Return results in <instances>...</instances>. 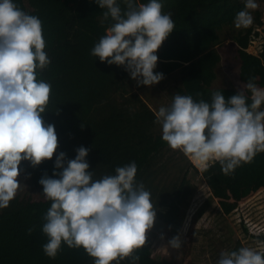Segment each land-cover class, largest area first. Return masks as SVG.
<instances>
[{
  "label": "clouds",
  "instance_id": "clouds-1",
  "mask_svg": "<svg viewBox=\"0 0 264 264\" xmlns=\"http://www.w3.org/2000/svg\"><path fill=\"white\" fill-rule=\"evenodd\" d=\"M95 2L105 9L102 23L109 19L113 23L91 55L122 66L137 86L159 83L164 74L154 72L155 53L175 28L171 13H162L159 0L147 4L123 0V10L117 0ZM258 7L256 0H245L244 9L234 18L235 28H249L250 10ZM45 48L42 21L14 0H0V209L9 207L20 189L21 162L36 167L52 159L58 148L54 125H45L41 115L51 96V85L37 79V70L51 63ZM255 79L250 77L228 98L222 91L212 92L210 102L175 95L170 106H161L155 113L162 140L201 171L218 162L223 174L230 176L236 168L252 163L264 152V89ZM76 153L66 160V154L59 152L53 176L45 174L39 180L44 198L51 202L43 217L42 232L48 237L42 246L45 255L54 259L63 242L69 248L83 247L94 264H120L126 258L137 264V253L146 243L157 211L151 193L136 180V163L118 166L115 175L96 180L86 160L89 149L80 146ZM32 231L28 229L29 234ZM168 244L179 249L182 240L176 235ZM216 264H264V251L250 247L221 251Z\"/></svg>",
  "mask_w": 264,
  "mask_h": 264
},
{
  "label": "trees",
  "instance_id": "trees-1",
  "mask_svg": "<svg viewBox=\"0 0 264 264\" xmlns=\"http://www.w3.org/2000/svg\"><path fill=\"white\" fill-rule=\"evenodd\" d=\"M136 2L147 4L150 0ZM159 2L162 13H171L175 28L155 53L162 62L157 63L154 72H161L165 77L173 71L172 63H182L178 68V91L196 101L210 102L212 92L217 90L225 98L236 94L238 90L233 87L214 88L211 84L221 60L215 47L221 42L220 31L234 24L236 14L244 9L245 0ZM14 3L42 21L45 51L51 63L46 69L37 70V79L51 85L49 105L41 115L45 125L50 123L55 127L58 148L54 154L63 151L66 160L74 159L78 147L88 148L86 160L96 180L115 175L116 167L134 161L136 180L151 193L156 216L164 222L167 236L179 234L184 208L196 190L190 172L199 169L190 161L179 173L161 176L174 162L172 149L162 140L160 126L155 123L156 111L135 89L144 85L137 86L122 66L109 65L91 55V49L113 23L111 19L102 23L105 9L95 0H14ZM117 3L125 9L123 0ZM262 25L264 10L257 8L253 11V24L239 29L236 35L259 36L258 26ZM259 55L263 64L251 77L264 89V42ZM55 159L45 160L36 167L22 161L20 174L43 191L39 180L45 174L53 176ZM50 206L51 202L44 197L16 195L9 207L0 209V264H94V258L83 247L69 248L63 242L54 259L45 255L42 246L48 237L42 232L43 217ZM255 236L261 239L263 234ZM240 247L237 243L231 251ZM137 254L140 256L137 264H163L153 255L147 241ZM120 264H130V261L126 258Z\"/></svg>",
  "mask_w": 264,
  "mask_h": 264
},
{
  "label": "rangeland",
  "instance_id": "rangeland-1",
  "mask_svg": "<svg viewBox=\"0 0 264 264\" xmlns=\"http://www.w3.org/2000/svg\"><path fill=\"white\" fill-rule=\"evenodd\" d=\"M256 2L258 8L264 10V0ZM250 11L253 15V10ZM258 29L261 34L253 38L237 36L239 29L234 24L220 31L221 42L215 47L221 60L216 66L217 75L212 87L240 90L241 85L260 70L263 61L259 53L264 42V26H258ZM159 62L162 61L158 59ZM172 64L173 71L159 83L135 88L155 111L161 106H170L175 95H182L178 91V68L182 63ZM170 154L174 162L167 166L166 174H161L163 177L179 173L180 168L191 161L179 150L172 149ZM56 156L54 154L53 158ZM190 177L196 184V190L184 208L183 224L177 234L182 245L179 249L169 246L171 238L167 236L166 226L156 216L146 238L153 255L163 264H216L221 251H231L237 243L241 247L264 251V152L258 153L252 163L236 168L230 176L223 174L217 162L207 171L192 169ZM17 179L21 184L17 195L44 197L43 191L30 184L22 174ZM260 233L263 236L258 239L255 235Z\"/></svg>",
  "mask_w": 264,
  "mask_h": 264
}]
</instances>
